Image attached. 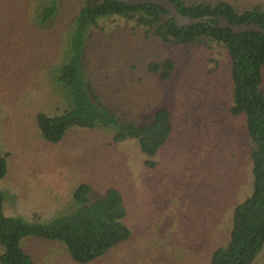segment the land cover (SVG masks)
<instances>
[{
    "label": "rangeland",
    "instance_id": "obj_1",
    "mask_svg": "<svg viewBox=\"0 0 264 264\" xmlns=\"http://www.w3.org/2000/svg\"><path fill=\"white\" fill-rule=\"evenodd\" d=\"M83 1H58L55 18L44 25L39 14L30 17L37 0H0V154L8 155L9 165L0 179L5 211L47 222L72 208L79 184L99 192L115 187L132 236L88 264H211L213 252L229 241L235 206L252 190L245 118L229 112L228 54L204 46L171 48L135 30L134 22L109 18L86 45L96 88L114 110L130 115L164 104L172 113V136L153 158L155 168L147 166L152 158L137 140L115 143L109 129L72 128L50 143L36 115L55 109L51 71L63 59L66 30ZM170 56L176 71L161 82L147 64ZM23 245L37 264H80L58 241L29 238ZM250 264H264V246Z\"/></svg>",
    "mask_w": 264,
    "mask_h": 264
},
{
    "label": "trees",
    "instance_id": "obj_2",
    "mask_svg": "<svg viewBox=\"0 0 264 264\" xmlns=\"http://www.w3.org/2000/svg\"><path fill=\"white\" fill-rule=\"evenodd\" d=\"M60 0H37L31 18L39 14L46 25L57 14ZM182 14L192 17L223 15L232 23H257L264 27V5L235 0H172ZM134 22L147 37H155L171 48L204 46L226 51L231 63L232 116H244L249 137L252 190L233 210L232 229L226 246L217 248L211 264H250L264 246V35L257 31L235 33L208 23L178 26L170 12L156 4L131 5L118 0H84L66 30L63 59L51 71L57 104L52 112L36 115L44 140L60 142L72 128L109 129L113 142L138 141L155 168L153 158L171 138L172 113L167 106L154 105L136 115L114 110L100 95L89 71L86 45L95 28L109 18ZM149 73L161 82L170 81L177 61L170 56L150 61ZM8 155L0 154V179L8 172ZM72 208L51 221H26L5 211L6 192L0 187L1 264H37L24 248L29 238L58 241L73 260L91 263L132 236L126 224L127 208L120 190L108 187L99 192L89 183L79 184L72 194Z\"/></svg>",
    "mask_w": 264,
    "mask_h": 264
},
{
    "label": "water",
    "instance_id": "obj_3",
    "mask_svg": "<svg viewBox=\"0 0 264 264\" xmlns=\"http://www.w3.org/2000/svg\"><path fill=\"white\" fill-rule=\"evenodd\" d=\"M123 1L131 5H147L156 4L162 6L168 10L171 16L175 19L178 26L192 25L198 23H208L212 20H217V24H214L218 28L231 29L235 33H242L246 31H257L264 35V27L261 25L251 22V23H232L223 15H204L199 17H192L186 14H182L175 3L172 0H118Z\"/></svg>",
    "mask_w": 264,
    "mask_h": 264
}]
</instances>
